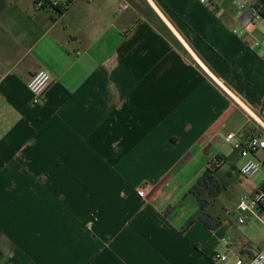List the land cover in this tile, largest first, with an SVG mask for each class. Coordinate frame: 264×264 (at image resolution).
<instances>
[{"label":"crops","instance_id":"0c3cea01","mask_svg":"<svg viewBox=\"0 0 264 264\" xmlns=\"http://www.w3.org/2000/svg\"><path fill=\"white\" fill-rule=\"evenodd\" d=\"M4 1L16 11L0 15V264H234L264 246L259 221L237 222L264 169L244 178L225 141L263 132L264 37L232 0L35 6L49 19ZM39 69L54 83L34 105ZM216 154L227 187L207 211L220 225L184 227L199 208L185 193Z\"/></svg>","mask_w":264,"mask_h":264},{"label":"built area","instance_id":"2783aa9c","mask_svg":"<svg viewBox=\"0 0 264 264\" xmlns=\"http://www.w3.org/2000/svg\"><path fill=\"white\" fill-rule=\"evenodd\" d=\"M60 0H51V4L40 0L36 3L41 8L45 5L46 9L49 6L58 5ZM91 1V0H88ZM201 3L207 4L210 8L215 9L216 3L213 0H199ZM233 5L237 10L239 23L242 28L252 27L264 37V0H232ZM127 5L123 3L120 9L126 8ZM234 33H240L238 28L233 29ZM54 83V79L47 70L39 69L32 73L27 81V87L31 93V101L37 105L40 101L44 100L46 92ZM263 129L262 133L251 135L247 140L242 141L236 139L234 133H228L225 141L230 143L232 148L237 151L241 156L246 157L245 161L239 167V173L246 179L254 177L259 171L261 166L264 165V160L259 161L253 157L258 152H264V126L257 122ZM146 188L139 186L137 192L142 195L145 193ZM237 222L245 223L249 217H254L264 227V188L254 192L251 195H240L237 203ZM219 260H225L226 255L216 254ZM234 264H264V246L259 249L251 258L244 260L240 257H235Z\"/></svg>","mask_w":264,"mask_h":264},{"label":"trees","instance_id":"16d2710c","mask_svg":"<svg viewBox=\"0 0 264 264\" xmlns=\"http://www.w3.org/2000/svg\"><path fill=\"white\" fill-rule=\"evenodd\" d=\"M40 1L37 0L36 3ZM46 3L51 4V0H43ZM71 4V0H60L58 5L52 6V12L56 16L64 14ZM42 9H46L45 5ZM228 157L223 154H216L205 166L200 176L196 181L189 187L185 195H191L199 203V208L196 213L192 214L184 222V227H187L199 221L208 230H215L220 225V220L211 215L207 209L214 202L215 198L227 187V182H224L220 178V170L224 162ZM172 210V207H168L166 211Z\"/></svg>","mask_w":264,"mask_h":264},{"label":"rangeland","instance_id":"374dc122","mask_svg":"<svg viewBox=\"0 0 264 264\" xmlns=\"http://www.w3.org/2000/svg\"><path fill=\"white\" fill-rule=\"evenodd\" d=\"M29 1L30 2H28V1L23 2L22 4L24 5V7L20 8V10L27 11L29 18L32 17L33 19H49V15L45 11H37V12H35L33 10V9H35V6L38 9H42V8L40 6H37L36 5V2L33 3L32 0H29ZM6 2L7 1H4V3L2 4V7H0V15L3 14V16H4L5 19L8 18V17H9V19H11V17H10L11 16V13L12 12H15L16 11V8L7 6L6 5ZM47 9L50 10L49 9V6H47ZM39 12H40L39 17H37L38 15H36V14H38ZM68 19H70V18H68ZM263 27H264V25L262 27H260V30H262ZM208 160H209L208 158L206 159L205 157L202 156L199 159H196L194 161V165L196 167L199 162L206 163V162H208ZM260 169H264V166H261ZM241 180H242L243 186H245L244 183L247 182L246 179H244L243 177H241ZM238 187H240V186H238ZM242 194H247V193L246 192H242V193L239 194V197ZM221 200H223V197L221 198ZM219 203L220 202L218 201L217 204H216V207H218ZM255 230L257 231V235L260 236L259 237V241L260 240H263L264 239V227L262 226V224L259 223V222H256L255 223Z\"/></svg>","mask_w":264,"mask_h":264}]
</instances>
